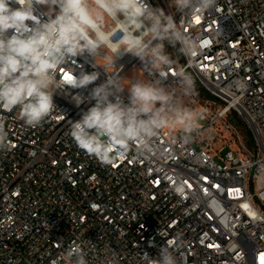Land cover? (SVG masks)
Here are the masks:
<instances>
[{
    "label": "built area",
    "instance_id": "1",
    "mask_svg": "<svg viewBox=\"0 0 264 264\" xmlns=\"http://www.w3.org/2000/svg\"><path fill=\"white\" fill-rule=\"evenodd\" d=\"M149 3L199 38L192 57L167 47L174 67L165 80L175 86L176 72L186 71L210 93L195 86L186 102L199 116L198 131L185 139L169 127L150 152L131 145L101 163L68 134L94 103L77 106L74 96L87 97L107 73L120 72L128 84L139 72L146 78L145 70L130 55L117 68L110 56L95 68L86 56L74 58L61 78L98 71L95 84L58 90L56 108L37 127L16 112L2 114L11 148L0 150V264H71L66 252L76 243L88 264H145L139 254L155 258L161 246L172 248L178 264H261L264 0H217L202 14L178 13L170 0ZM235 114L252 128L255 145L232 121Z\"/></svg>",
    "mask_w": 264,
    "mask_h": 264
},
{
    "label": "clouds",
    "instance_id": "2",
    "mask_svg": "<svg viewBox=\"0 0 264 264\" xmlns=\"http://www.w3.org/2000/svg\"><path fill=\"white\" fill-rule=\"evenodd\" d=\"M216 4L170 0L178 13L202 14ZM168 46L185 57L200 50L199 38L185 33L174 15L149 0H0V150L11 148L2 114L16 112L26 126L37 127L56 108L58 90L95 84L98 71H80L70 81L61 78V69L79 56L94 61L93 67L97 59L110 56L117 68L116 62L130 55L140 61L146 78L125 84V77L114 71L87 97L74 96L77 106L94 101L71 121L68 134L78 148L108 164L131 145L150 152L169 127L190 139L200 127L199 116L184 98L195 94V85L186 71L176 72L175 86L165 83L168 69L174 67ZM113 146L115 153L109 151ZM139 255L145 264H178L168 246H161L155 258L147 251ZM66 256L71 264H88L78 243Z\"/></svg>",
    "mask_w": 264,
    "mask_h": 264
},
{
    "label": "trees",
    "instance_id": "3",
    "mask_svg": "<svg viewBox=\"0 0 264 264\" xmlns=\"http://www.w3.org/2000/svg\"><path fill=\"white\" fill-rule=\"evenodd\" d=\"M194 83L195 86L201 90V92L203 93V95H210V93H208V91H206L204 89V86L202 84V82L198 79V78H194ZM232 121L235 123V125L237 127H239V130L241 132V134L244 136V138L246 139V142L248 143V145L253 146L256 144V139H255V135L254 132L252 130L251 127H249L240 116H238L237 114H235L234 118L232 119Z\"/></svg>",
    "mask_w": 264,
    "mask_h": 264
},
{
    "label": "rangeland",
    "instance_id": "4",
    "mask_svg": "<svg viewBox=\"0 0 264 264\" xmlns=\"http://www.w3.org/2000/svg\"><path fill=\"white\" fill-rule=\"evenodd\" d=\"M139 77H140V78H144V76H143L140 72H139ZM189 98H190V96L184 98V102H185V104H186V102L189 100ZM170 128L177 129V128H175V127H170ZM237 128H238V130H239V127H237ZM239 131H240V130H239ZM218 146H221V145H220L219 142H216V147H218ZM224 150H225V148L223 147V148L220 150V152H223ZM216 157H217V159H220V154H219L218 152H216Z\"/></svg>",
    "mask_w": 264,
    "mask_h": 264
},
{
    "label": "snow or ice",
    "instance_id": "5",
    "mask_svg": "<svg viewBox=\"0 0 264 264\" xmlns=\"http://www.w3.org/2000/svg\"><path fill=\"white\" fill-rule=\"evenodd\" d=\"M72 79L71 75L65 74V80L70 81ZM261 264H264V257H261Z\"/></svg>",
    "mask_w": 264,
    "mask_h": 264
}]
</instances>
